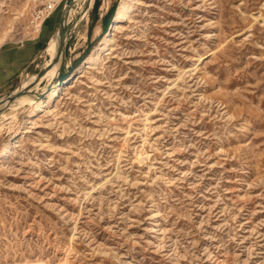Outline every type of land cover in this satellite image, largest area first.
<instances>
[{
	"label": "rangeland",
	"instance_id": "374dc122",
	"mask_svg": "<svg viewBox=\"0 0 264 264\" xmlns=\"http://www.w3.org/2000/svg\"><path fill=\"white\" fill-rule=\"evenodd\" d=\"M121 1H78L46 111L0 110V264H264V0H124L88 60ZM65 3L0 0V102L49 87Z\"/></svg>",
	"mask_w": 264,
	"mask_h": 264
},
{
	"label": "bare ground",
	"instance_id": "6f19581e",
	"mask_svg": "<svg viewBox=\"0 0 264 264\" xmlns=\"http://www.w3.org/2000/svg\"><path fill=\"white\" fill-rule=\"evenodd\" d=\"M78 1L79 0H72L71 3L67 5L68 11H67L66 18H65V26L67 25V22L69 20V17L72 11L77 6ZM90 4H91V0H90ZM90 4H89V7H90ZM129 8L130 6L124 0L120 2V4L117 7L116 15L113 17L111 24L109 25V27L107 28L103 36H101V38L99 39V43L94 52L95 57L91 55L89 56L88 60L94 61L98 58V52L103 47H105L107 43L111 40L116 24L121 23L127 19ZM39 25L40 24L37 25V28L39 27ZM66 41H67V37L65 35V45H66ZM58 44H59V31L57 28L54 35L51 37L50 40H48V43L45 49L47 54L49 55V59L47 60L46 66L44 68L45 69L44 73L40 77H37V76L32 77L30 81V82H33L34 80L39 81L43 79H48L49 87L41 88L37 90V92L30 94L28 93V90H26L28 87L27 85L22 91H19L18 93H14V94H9L10 96L16 95L17 98L19 97L18 99H13L12 101L9 102L8 100L9 95H8L0 102V110L2 111H6V110L13 111L20 107L29 105V111L27 112L25 116L23 125H26L32 117L36 116L38 113H41L46 108L50 107L53 103V100L56 97H58L59 94L61 93L63 85L73 78L74 74H72L68 79L62 82H60V79L57 78V74L59 72L60 61L55 64H52V62L57 54ZM76 68L80 69L81 66L80 67L77 66ZM13 145H14L13 140H10L5 145V147L2 149V152L0 153V158L2 160L4 161L7 160L13 154Z\"/></svg>",
	"mask_w": 264,
	"mask_h": 264
},
{
	"label": "water",
	"instance_id": "95a60500",
	"mask_svg": "<svg viewBox=\"0 0 264 264\" xmlns=\"http://www.w3.org/2000/svg\"><path fill=\"white\" fill-rule=\"evenodd\" d=\"M72 0H66L65 5L63 6L61 16L57 25L58 31H59V44H58V49H57V54L55 58L53 59L52 64H55L60 61L59 65V71L62 70L63 68V61H64V56H65V33H66V26H65V18L66 14L68 11V6L71 3ZM45 69L40 70L37 73V77H40L44 73ZM19 95V94H17ZM16 95H9L8 100L9 102L12 101L15 98Z\"/></svg>",
	"mask_w": 264,
	"mask_h": 264
},
{
	"label": "trees",
	"instance_id": "16d2710c",
	"mask_svg": "<svg viewBox=\"0 0 264 264\" xmlns=\"http://www.w3.org/2000/svg\"><path fill=\"white\" fill-rule=\"evenodd\" d=\"M109 21V15L107 16L106 20H105V25H104V28L106 27V24L108 23Z\"/></svg>",
	"mask_w": 264,
	"mask_h": 264
},
{
	"label": "built area",
	"instance_id": "2783aa9c",
	"mask_svg": "<svg viewBox=\"0 0 264 264\" xmlns=\"http://www.w3.org/2000/svg\"><path fill=\"white\" fill-rule=\"evenodd\" d=\"M50 8H51V6H50ZM40 14V13H39Z\"/></svg>",
	"mask_w": 264,
	"mask_h": 264
},
{
	"label": "crops",
	"instance_id": "0c3cea01",
	"mask_svg": "<svg viewBox=\"0 0 264 264\" xmlns=\"http://www.w3.org/2000/svg\"><path fill=\"white\" fill-rule=\"evenodd\" d=\"M11 63H12V62H11ZM11 63H10V64H11Z\"/></svg>",
	"mask_w": 264,
	"mask_h": 264
}]
</instances>
